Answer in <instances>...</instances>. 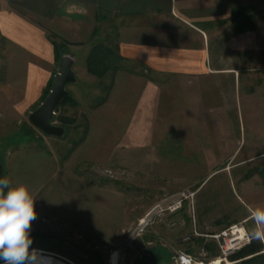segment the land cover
Masks as SVG:
<instances>
[{
	"label": "crops",
	"instance_id": "1",
	"mask_svg": "<svg viewBox=\"0 0 264 264\" xmlns=\"http://www.w3.org/2000/svg\"><path fill=\"white\" fill-rule=\"evenodd\" d=\"M20 2L21 9L0 8V33L18 66L14 112L35 108L58 73L47 35L54 32L70 43L76 77L67 86L76 104L58 112L75 119L85 162L120 166L164 180L163 190L167 182L183 190L221 169L231 171L234 160L241 166L264 156V83L253 72L264 63V19L256 17L264 0ZM246 18L250 29L240 27ZM104 23L134 69L116 73L105 101L90 105L83 90L98 93V79L85 59L91 34ZM247 134L251 146L242 153ZM238 192L244 212L227 221L247 229L251 208L264 205V182L251 174Z\"/></svg>",
	"mask_w": 264,
	"mask_h": 264
},
{
	"label": "rangeland",
	"instance_id": "2",
	"mask_svg": "<svg viewBox=\"0 0 264 264\" xmlns=\"http://www.w3.org/2000/svg\"><path fill=\"white\" fill-rule=\"evenodd\" d=\"M4 3L21 9L20 0H0V8ZM256 17L257 21L264 19V10ZM105 23L103 30L91 34L93 45L114 46L112 30ZM47 35L55 42L62 40L54 32L48 31ZM14 54L0 33V178H8L12 186L23 183L36 196L37 215L31 224L30 251L41 249L60 255L68 264H112L113 254L117 256L116 264H135L139 256L150 252L163 254L156 264H175L179 251L195 253L201 237L189 242L182 240L193 231L188 204L133 235L139 220L155 203L181 190L177 183L167 182L163 190L164 180L144 179L120 166L85 162L79 149L81 131L74 123L64 126V136L57 138L43 134L29 123L28 115L34 108L23 114L14 112L12 100L20 88L14 80L18 69ZM119 64L121 68L116 73L134 69L125 61ZM253 72L261 73L264 83V63L254 66ZM100 82L98 79V85ZM83 92L89 103L101 95L92 90L90 94L86 89ZM59 113L56 111L53 117L56 125H60L55 120ZM249 143L247 134L246 144L240 147L242 153L249 149ZM256 153L252 150L249 154ZM231 165V171L221 169L213 177L185 186L194 192V219L200 232L217 231L232 224L227 220L244 212L237 197L245 177L256 173L264 182V156L241 166L234 160ZM65 242L84 256L64 253ZM0 264L4 262L0 260ZM221 264H264V253L253 258H227Z\"/></svg>",
	"mask_w": 264,
	"mask_h": 264
},
{
	"label": "clouds",
	"instance_id": "3",
	"mask_svg": "<svg viewBox=\"0 0 264 264\" xmlns=\"http://www.w3.org/2000/svg\"><path fill=\"white\" fill-rule=\"evenodd\" d=\"M35 195L23 183L11 185L0 178V260L4 264H35L36 252L31 224L36 218ZM251 227L245 229V239L264 243V205L251 208Z\"/></svg>",
	"mask_w": 264,
	"mask_h": 264
},
{
	"label": "built area",
	"instance_id": "4",
	"mask_svg": "<svg viewBox=\"0 0 264 264\" xmlns=\"http://www.w3.org/2000/svg\"><path fill=\"white\" fill-rule=\"evenodd\" d=\"M186 204H188L192 213L193 231L182 240L189 242L192 238L201 237L202 242L195 253L179 251L175 257V264H214L218 259L219 264H221L231 254L250 243L245 239L246 228L244 222L232 223L213 232H200L194 219V192L188 189L180 190L155 203L139 220L133 235H139L146 227L165 214L179 212ZM150 255L151 253L142 254L137 261Z\"/></svg>",
	"mask_w": 264,
	"mask_h": 264
},
{
	"label": "trees",
	"instance_id": "5",
	"mask_svg": "<svg viewBox=\"0 0 264 264\" xmlns=\"http://www.w3.org/2000/svg\"><path fill=\"white\" fill-rule=\"evenodd\" d=\"M240 27L241 28L246 27L247 29H250L251 25L249 18H246L245 20H241ZM92 34L94 35L95 31ZM113 36H114V46H110L103 43L94 44L85 59V65L87 71L101 81L100 82L101 85L100 84L98 85L99 92L101 93V95L98 96L97 99H95V103H94L95 105L105 101L112 88L114 75L116 74V71L121 68V64L119 63L125 61L124 58L118 52V47L115 43L116 36L115 35ZM69 44L70 43L65 41L64 39L62 40L60 39V42H55V40L52 39L55 58L56 61L59 62V65L61 63V59L63 55L68 53L67 49ZM53 81L54 79L51 80L47 88L44 90L41 101L49 93ZM75 104H76L75 100L68 93L67 96L61 99V101L59 102L56 108V111H59V108L62 106L65 105L73 106ZM55 120H57L58 123L63 127L64 126L66 127L67 125L75 122L73 118L65 116L62 113H59L57 116H55ZM262 250H264V245H262L261 242L259 241L253 240L248 245L242 247L240 250L231 254L228 258L230 260H237L241 258H246L251 255H254L253 257H256L260 255V252Z\"/></svg>",
	"mask_w": 264,
	"mask_h": 264
},
{
	"label": "water",
	"instance_id": "6",
	"mask_svg": "<svg viewBox=\"0 0 264 264\" xmlns=\"http://www.w3.org/2000/svg\"><path fill=\"white\" fill-rule=\"evenodd\" d=\"M72 66L73 58L68 53L63 55L59 71L52 83L49 93L28 115L29 123L47 136L59 138L63 137L65 134V128L61 125H56L53 121V117L61 99L68 95V84L76 81ZM62 251L78 258L84 256L82 252L78 251L74 245L69 242H65L62 245ZM250 257L252 256H248L247 258ZM162 259L163 254L155 253L147 258L139 259L135 264H156Z\"/></svg>",
	"mask_w": 264,
	"mask_h": 264
},
{
	"label": "bare ground",
	"instance_id": "7",
	"mask_svg": "<svg viewBox=\"0 0 264 264\" xmlns=\"http://www.w3.org/2000/svg\"><path fill=\"white\" fill-rule=\"evenodd\" d=\"M36 252V257H35V264H68L66 260L57 254L54 253H47L42 251L41 249H33ZM59 256V257H55ZM117 256L113 254L112 256V264H116V258ZM219 259L216 261L214 264H219ZM227 262V259H226Z\"/></svg>",
	"mask_w": 264,
	"mask_h": 264
},
{
	"label": "flooded vegetation",
	"instance_id": "8",
	"mask_svg": "<svg viewBox=\"0 0 264 264\" xmlns=\"http://www.w3.org/2000/svg\"><path fill=\"white\" fill-rule=\"evenodd\" d=\"M150 253H151V255H152V254L159 253V252H154V253H153V252H150ZM159 254H161V253H159ZM151 255H150V256H151Z\"/></svg>",
	"mask_w": 264,
	"mask_h": 264
}]
</instances>
